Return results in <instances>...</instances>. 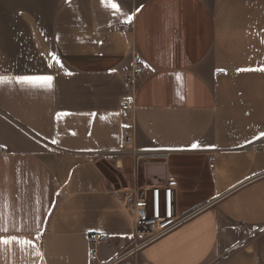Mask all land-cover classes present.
Returning <instances> with one entry per match:
<instances>
[{
    "label": "crops",
    "instance_id": "1",
    "mask_svg": "<svg viewBox=\"0 0 264 264\" xmlns=\"http://www.w3.org/2000/svg\"><path fill=\"white\" fill-rule=\"evenodd\" d=\"M0 77V264H264V0H0ZM148 163L192 214L134 248Z\"/></svg>",
    "mask_w": 264,
    "mask_h": 264
},
{
    "label": "built area",
    "instance_id": "2",
    "mask_svg": "<svg viewBox=\"0 0 264 264\" xmlns=\"http://www.w3.org/2000/svg\"><path fill=\"white\" fill-rule=\"evenodd\" d=\"M53 69L55 71L60 70L57 64L53 65ZM150 73V69L144 65L140 55L132 53L131 67L127 73L123 74L122 80L127 86L134 88L142 77L148 76ZM120 108L126 114L133 113L135 96L133 94L125 96ZM123 139L125 143L133 141L132 136L129 134H125ZM2 151L0 148V153ZM210 167H212V164H210ZM173 188L172 183L166 182L159 185L143 184L136 186L134 189L126 190L134 217V248H140L167 235L191 216L192 213L184 216L175 215ZM103 240L105 238L102 233L94 232L88 235L87 241L91 247L90 259L97 262V264H123V257L126 253L109 261H99L97 245Z\"/></svg>",
    "mask_w": 264,
    "mask_h": 264
},
{
    "label": "water",
    "instance_id": "3",
    "mask_svg": "<svg viewBox=\"0 0 264 264\" xmlns=\"http://www.w3.org/2000/svg\"><path fill=\"white\" fill-rule=\"evenodd\" d=\"M154 170L160 172V179L152 180L151 176ZM145 181L147 185H159L165 183V166L162 164L148 163L145 165Z\"/></svg>",
    "mask_w": 264,
    "mask_h": 264
},
{
    "label": "snow or ice",
    "instance_id": "4",
    "mask_svg": "<svg viewBox=\"0 0 264 264\" xmlns=\"http://www.w3.org/2000/svg\"><path fill=\"white\" fill-rule=\"evenodd\" d=\"M103 2V0H102ZM113 8H117V5L113 3L111 5ZM7 78L6 77H0V83L4 82ZM18 82H25V83H36V82H43L47 85H51V81L53 80L52 76H38V77H31V76H21L16 77ZM197 145L193 144L192 147L195 148ZM9 241L4 240L3 243L7 244Z\"/></svg>",
    "mask_w": 264,
    "mask_h": 264
},
{
    "label": "rangeland",
    "instance_id": "5",
    "mask_svg": "<svg viewBox=\"0 0 264 264\" xmlns=\"http://www.w3.org/2000/svg\"><path fill=\"white\" fill-rule=\"evenodd\" d=\"M102 168L104 169V171L107 173V176H108V180L110 181V182H112L114 185H115V187H117V188H120V185H122V184H124L125 185V179L123 178V177H121V181L118 179V175L117 174H115V172H113L112 171V169H111V167L110 166H108V164H107V166L105 165V166H103L102 165ZM120 181V182H119ZM140 186V185H139Z\"/></svg>",
    "mask_w": 264,
    "mask_h": 264
}]
</instances>
